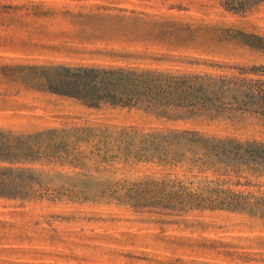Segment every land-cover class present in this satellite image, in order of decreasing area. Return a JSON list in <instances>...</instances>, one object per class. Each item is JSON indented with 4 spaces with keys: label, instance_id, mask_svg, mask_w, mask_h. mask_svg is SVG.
Returning <instances> with one entry per match:
<instances>
[{
    "label": "rangeland",
    "instance_id": "374dc122",
    "mask_svg": "<svg viewBox=\"0 0 264 264\" xmlns=\"http://www.w3.org/2000/svg\"><path fill=\"white\" fill-rule=\"evenodd\" d=\"M245 6L0 0V264H264V0ZM84 68L193 91L46 77Z\"/></svg>",
    "mask_w": 264,
    "mask_h": 264
},
{
    "label": "trees",
    "instance_id": "16d2710c",
    "mask_svg": "<svg viewBox=\"0 0 264 264\" xmlns=\"http://www.w3.org/2000/svg\"><path fill=\"white\" fill-rule=\"evenodd\" d=\"M220 4L229 10H233L232 8L240 6V8L247 7L245 5H252L259 0H219ZM46 74L45 72H43ZM118 74V75H117ZM48 80H50V84L52 90L56 92L67 93L71 95L84 93V94H93L98 85H101L104 81H115V82H123L125 78L130 83H124L127 88L131 86L134 87H142L144 89H153L156 90L159 94L161 92L170 95L172 97H183L192 93L193 90H190V86L186 84V79H180L178 77H165L159 74H130L123 72H113V70H103L100 71L98 69H80L70 73H63L59 71L51 72L46 74ZM173 81L169 84V82ZM99 88V87H98ZM106 90H109V86H105ZM194 97L186 98L184 100H192ZM29 151L27 149H22L21 154H28ZM8 184L0 179V193H4L5 190H9ZM201 196V195H200ZM200 199H205L201 196ZM207 206H215L212 203V200H203ZM242 200L237 197L229 198V205L231 208H236V204L241 203ZM262 202V200H261Z\"/></svg>",
    "mask_w": 264,
    "mask_h": 264
}]
</instances>
